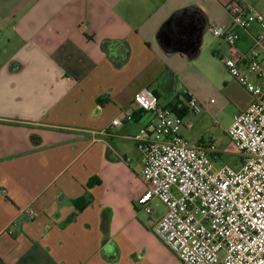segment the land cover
<instances>
[{
  "label": "crops",
  "instance_id": "1",
  "mask_svg": "<svg viewBox=\"0 0 264 264\" xmlns=\"http://www.w3.org/2000/svg\"><path fill=\"white\" fill-rule=\"evenodd\" d=\"M234 3L264 11V0H0V264H183L154 232L164 206H137L148 187L134 137L153 116L134 98L150 89L181 107L187 90L205 115L245 111L253 97L224 61L249 53L260 28L235 29V46L211 30L231 25Z\"/></svg>",
  "mask_w": 264,
  "mask_h": 264
},
{
  "label": "built area",
  "instance_id": "2",
  "mask_svg": "<svg viewBox=\"0 0 264 264\" xmlns=\"http://www.w3.org/2000/svg\"><path fill=\"white\" fill-rule=\"evenodd\" d=\"M229 27L213 26V35L235 46V29L260 31L253 49L235 51L224 61L229 74L252 95L250 106L233 117L227 135L242 162L240 168L216 167L221 151L215 141H191L183 129L194 123L162 106L150 89L134 101L153 119L135 136L143 152L141 178L146 192L137 206L148 215L165 211L154 232L183 264H264V11L234 3ZM254 76L260 83H255ZM179 109L200 115L201 103L187 90ZM133 120L128 115L125 121ZM123 121L116 119L113 126ZM29 214L33 211L29 210Z\"/></svg>",
  "mask_w": 264,
  "mask_h": 264
},
{
  "label": "rangeland",
  "instance_id": "3",
  "mask_svg": "<svg viewBox=\"0 0 264 264\" xmlns=\"http://www.w3.org/2000/svg\"><path fill=\"white\" fill-rule=\"evenodd\" d=\"M211 103L217 101L215 95L211 96ZM202 105V104H201ZM216 106V105H214ZM204 109V107H203ZM233 114L231 113L230 108L216 114L211 112L210 114L205 115L204 110L200 115H195L192 112L186 116V121H192L195 125V128L191 134V141L199 139L200 134L203 133L202 139L208 140L210 137H215L217 140V145L221 151L220 158L215 161L216 167H222L224 165H229L234 168H240L241 158L234 151V144L231 142L227 135V130L232 124ZM212 128V136L209 133H206V130ZM186 130L185 128L183 131ZM210 136V137H209ZM188 139V138H187ZM200 140V139H199ZM198 141V140H197Z\"/></svg>",
  "mask_w": 264,
  "mask_h": 264
},
{
  "label": "trees",
  "instance_id": "4",
  "mask_svg": "<svg viewBox=\"0 0 264 264\" xmlns=\"http://www.w3.org/2000/svg\"><path fill=\"white\" fill-rule=\"evenodd\" d=\"M188 10V8H185V9H182V10H179V11H176L175 13H173V15L162 25L160 31H159V36H161L164 31L166 30L169 22L173 21L176 17H178L179 15H181L184 11ZM198 49V48H197ZM198 55V50H196L194 53H191L190 56L192 58L196 57ZM176 112L178 115L180 116H185L186 113H187V110L185 108H181L179 109L178 107H176ZM41 141V138H38L36 136H33L32 137V142L35 143V144H39V142ZM93 183H91L92 185Z\"/></svg>",
  "mask_w": 264,
  "mask_h": 264
},
{
  "label": "water",
  "instance_id": "5",
  "mask_svg": "<svg viewBox=\"0 0 264 264\" xmlns=\"http://www.w3.org/2000/svg\"><path fill=\"white\" fill-rule=\"evenodd\" d=\"M166 38V35H165ZM174 84V76L168 74L165 79L163 80L161 89L165 92H169Z\"/></svg>",
  "mask_w": 264,
  "mask_h": 264
}]
</instances>
